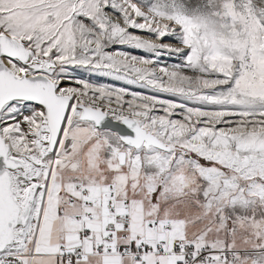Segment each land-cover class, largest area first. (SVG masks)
Masks as SVG:
<instances>
[{
	"label": "snow or ice",
	"instance_id": "6c2138e0",
	"mask_svg": "<svg viewBox=\"0 0 264 264\" xmlns=\"http://www.w3.org/2000/svg\"><path fill=\"white\" fill-rule=\"evenodd\" d=\"M0 264H264V0H0Z\"/></svg>",
	"mask_w": 264,
	"mask_h": 264
}]
</instances>
